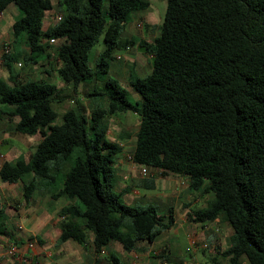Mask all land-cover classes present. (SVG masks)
Returning a JSON list of instances; mask_svg holds the SVG:
<instances>
[{
	"label": "trees",
	"instance_id": "obj_1",
	"mask_svg": "<svg viewBox=\"0 0 264 264\" xmlns=\"http://www.w3.org/2000/svg\"><path fill=\"white\" fill-rule=\"evenodd\" d=\"M12 4L21 16L11 27L16 52L2 56L8 77H0V120H17L15 132L39 141L29 162L19 156L1 165L0 180L21 182L25 202L37 182L61 184L81 221L62 222L58 242L82 245L90 233L96 251L111 241L131 250L173 225L171 209L160 216L153 206H127L113 191L120 148L105 139L107 119L131 112L139 118L134 164L185 176L192 193L210 194L192 221L231 228L227 264H264V0H165L154 44L123 36L148 0H60V19L47 27L51 0H0V14ZM134 45L151 56V72L131 74L138 95L131 102L108 72L114 54ZM18 59H52L50 70L73 89L101 81V92L87 93L89 115L80 107L59 114L54 103L68 97L55 100V85L22 79L13 70Z\"/></svg>",
	"mask_w": 264,
	"mask_h": 264
},
{
	"label": "crops",
	"instance_id": "obj_2",
	"mask_svg": "<svg viewBox=\"0 0 264 264\" xmlns=\"http://www.w3.org/2000/svg\"><path fill=\"white\" fill-rule=\"evenodd\" d=\"M9 8L11 10L8 14ZM13 9L18 11L12 4L0 15L12 19ZM11 47L12 52H16L15 48ZM18 49L20 51L23 47L18 46ZM13 70L18 72L15 64ZM0 77L6 81L8 73L5 77L4 75ZM44 81L53 85L55 83ZM111 117L107 119L105 139L120 148L119 153L113 157L111 165L114 171L113 191L118 194L119 200L120 196H123L127 200V206H131L130 203H134L135 198L141 199L142 195L137 188L150 189L153 181L154 186L151 190L158 191L155 198L163 200L159 203L161 211L158 213L156 209L157 214L166 216L167 210L171 209L173 225L158 235L152 243L141 241L131 250H125L120 243L111 241L96 251L90 233L87 234L86 242L82 245L72 240L58 242L62 222L81 221L75 211V201L60 193L61 184L50 187V184L37 182L38 185L30 201L25 202L21 182L8 184L0 180V264H204L203 261L210 264H227V258L222 254L228 247L225 245V240L232 235L231 228L224 229V223L219 222L218 219L201 224L192 221L193 211L203 208L212 196L202 194L200 191L192 193L188 187L189 180L185 176H162L160 170L147 167H145L146 172L142 173V166L128 162L124 157L127 152L132 154L135 148L134 142L126 146L121 141H115L114 136H111L109 124ZM121 120L117 122L118 126L125 125L126 118ZM16 121L0 120V167L4 162L12 163L19 156H23L14 152L13 144H9L10 138L16 137L15 134L9 133L14 132ZM119 130V133L125 137L130 134L122 132L121 127ZM35 136L37 135L31 136L34 143L28 144L29 140H22L27 149H30L28 157L23 156L25 162H29L32 150L39 141ZM123 145H125L124 149ZM5 150H12L11 155L1 153ZM30 178L31 176H28L25 182ZM19 196L23 198L24 203L16 200ZM178 223L182 225L183 235L189 244L184 251L179 248L178 240L171 242L170 238L166 237L172 233V237L178 238L180 231L176 228ZM17 225L22 229L18 230ZM29 238H35L36 245L33 249L26 247ZM11 243L20 249L17 257L11 258L6 255V248ZM183 252L184 254L181 255Z\"/></svg>",
	"mask_w": 264,
	"mask_h": 264
},
{
	"label": "rangeland",
	"instance_id": "obj_3",
	"mask_svg": "<svg viewBox=\"0 0 264 264\" xmlns=\"http://www.w3.org/2000/svg\"><path fill=\"white\" fill-rule=\"evenodd\" d=\"M60 0H51L53 4V10L47 17V23L45 22V27L48 25V20L55 21L57 16L61 15L60 7L58 5V2ZM150 3V6L147 10L142 12H137L133 14V17L125 27L123 36L125 38L133 37L135 40L142 41L147 44H154L155 40L158 36L159 27L163 20V15L165 12V0H148ZM13 8V7H10ZM8 9V14L10 13L11 9ZM12 12V11H11ZM21 13L16 11V9H13L12 12V19L6 18L4 15H0V75H4V77L7 74V71L3 67L2 63V56L5 53L6 48L9 49L10 52H12L13 48L12 46V23L15 21ZM54 44V43H53ZM129 49L126 50L125 48L121 51H117L114 54V59L110 63V68L108 72V77L111 79H114L117 81V83L123 87L126 92L128 99L131 102H134L138 99V95L132 90L130 81H131V74L144 78L151 72V56L145 52L143 49L139 48L137 45L134 46H128ZM102 49V38H99L98 42L92 47L90 53H89V64L90 67L94 66V60L99 54V52ZM22 50L25 51V48ZM27 52V49H26ZM52 62V59L50 60H44L40 59L36 64H26L21 59H18L15 63V69L19 72L22 79H30V80H48L49 82H55L54 85L58 89V96L55 100L61 99L64 97H68L63 101H60L59 103H54V108L56 111L60 114L61 112L67 110V109H74L77 107H80L86 116L89 115L90 109L92 107V99L91 97L87 96V93H91V89L94 88L101 92L102 89V82L98 81L95 83H90L89 85H78L76 89H73V87H69L66 84L62 83L56 74V70H50L47 69L46 66L49 67V63ZM20 64V65H18ZM48 72V73H47ZM10 85V84H9ZM69 85V84H68ZM94 99L98 103H102L104 105V100H100L99 97L95 96ZM122 116L121 118H126L125 125L118 126L117 122L122 121L121 118H118V116ZM110 118L109 124H110V134L111 136H114L115 141H121L126 146H130L135 144V134L138 128L139 118L137 115L127 112L122 114H117ZM123 130L122 132H128L130 133L129 136L125 137L122 134H120L119 128ZM11 134H15L16 137H11L9 144H13L12 149L14 152L16 151L19 154H22L24 157H28L30 149L28 150L27 147L24 145L22 140H29L28 144L34 143L33 137L29 135H23L17 132H9ZM36 138L39 136H35ZM133 137V138H131ZM122 148L124 149V146ZM12 150H5L1 151L2 154H10L11 155ZM128 153V152H127ZM125 153V154H127ZM10 159V158H8ZM28 178V177H27ZM26 179V178H25ZM137 190L141 193V199H134V203H130L132 207L135 208H146L148 206H153L158 210V213L161 211L159 208V203H162V198H155L156 193L158 191H154L151 189H143L141 187L137 188ZM116 191V188H115ZM16 200L21 201L24 203V200L21 196L16 198ZM120 201L124 205L127 204V200L125 197L120 196ZM162 201V202H161ZM36 204V203H35ZM34 204V205H35ZM225 226L224 229L229 228L228 225L223 224ZM18 227V225H17ZM176 228L180 229L179 236L176 238L175 236L172 237V233H170L167 238H170L171 242H174L178 240V246L180 249L184 251V249L189 246L188 240L183 235V229L182 225L180 223L177 224ZM17 233L20 231H16ZM230 238V237H229ZM229 238L225 240V245L228 246L229 244ZM184 252L181 254L183 255ZM201 255V253H199ZM204 264H210L207 261H203ZM245 264V263H244Z\"/></svg>",
	"mask_w": 264,
	"mask_h": 264
},
{
	"label": "built area",
	"instance_id": "obj_4",
	"mask_svg": "<svg viewBox=\"0 0 264 264\" xmlns=\"http://www.w3.org/2000/svg\"><path fill=\"white\" fill-rule=\"evenodd\" d=\"M57 19L59 20L60 18L57 17ZM125 49L128 50L129 47L127 46ZM8 52H9V49L6 48L5 53H8ZM124 157H125V159L128 162L134 163L133 160H132V155L131 154H126ZM145 172H146V168L142 166V173H145ZM17 228H18V230L22 229L21 226H18ZM35 245H36L35 238H29L27 240V242H26V247L28 249H33L35 247ZM204 247H206V246H204ZM19 251H20V249L18 248V246L13 244V243H11L6 248V255L8 257H11V258L17 257L18 254H19Z\"/></svg>",
	"mask_w": 264,
	"mask_h": 264
}]
</instances>
